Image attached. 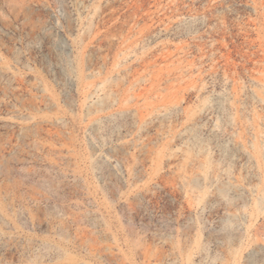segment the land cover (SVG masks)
Masks as SVG:
<instances>
[{
  "label": "rangeland",
  "instance_id": "374dc122",
  "mask_svg": "<svg viewBox=\"0 0 264 264\" xmlns=\"http://www.w3.org/2000/svg\"><path fill=\"white\" fill-rule=\"evenodd\" d=\"M0 264H264V0H0Z\"/></svg>",
  "mask_w": 264,
  "mask_h": 264
}]
</instances>
